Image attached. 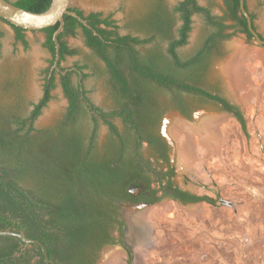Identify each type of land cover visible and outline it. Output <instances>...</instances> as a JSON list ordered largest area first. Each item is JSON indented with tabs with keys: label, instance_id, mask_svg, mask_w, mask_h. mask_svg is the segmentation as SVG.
Listing matches in <instances>:
<instances>
[{
	"label": "trees",
	"instance_id": "1",
	"mask_svg": "<svg viewBox=\"0 0 264 264\" xmlns=\"http://www.w3.org/2000/svg\"><path fill=\"white\" fill-rule=\"evenodd\" d=\"M13 3L30 11L42 12L51 0H16ZM223 3L225 13L217 16L201 6L198 0L179 1L174 8L181 20L176 35L173 33V14L162 5H154L136 23L138 29L145 32V37L120 35L110 15L101 12L85 14L70 4L69 10L85 19L91 28L70 14L63 15L64 27L58 35L61 71L67 67H61L60 62L77 53L65 38L75 36L81 29L85 44L106 65L107 83L113 95L115 98L121 96V101L123 98L128 100L121 112L100 113L102 123L110 128L101 148L97 145L98 117L94 119V125L91 123L88 133L84 124L92 109L99 110L89 102L85 88L81 91L87 74L78 73L79 76L74 70L64 74L56 69L51 71L55 58L53 33L59 24L40 30L45 34L43 45L51 55L49 66L44 70L41 98L32 103L27 116L0 107V230L21 232L28 238L41 241L50 264H94L103 245L112 242L106 221L111 200L117 198L123 180L134 176L129 173L126 160L119 159L118 163L116 159L121 147L124 150L123 147L129 144V136L121 137L117 126L108 117L121 115L136 131L138 146L147 141L149 147L164 156L163 143L155 133L161 116L160 104L154 96L158 89L167 90L173 105L186 114L187 106L181 91L221 103L224 110L233 112L247 133L246 119L238 106L188 83L204 73L214 51L235 32L245 34L248 40L253 39L240 11L239 0H223ZM245 7L248 9L246 0ZM194 14H201L210 29L193 53L181 57L178 48L187 43ZM250 15L254 20L255 14L250 12ZM9 25L15 31L16 40L27 45V30ZM232 28L235 32L227 31ZM164 41L167 42L165 51L161 46ZM146 44H152L146 51L137 48ZM73 66L80 71L85 67L77 63ZM73 74L77 76L76 82H73ZM56 75L68 101L65 114L55 126L36 129L34 120L51 98ZM129 103L139 104L135 116L138 121L131 117V111L126 107ZM169 189L171 185L166 184L163 196L193 202L208 200L179 189L173 192ZM24 245L18 237L0 235V264H45L39 245L32 243L23 248ZM128 263L131 264L132 260Z\"/></svg>",
	"mask_w": 264,
	"mask_h": 264
},
{
	"label": "rangeland",
	"instance_id": "2",
	"mask_svg": "<svg viewBox=\"0 0 264 264\" xmlns=\"http://www.w3.org/2000/svg\"><path fill=\"white\" fill-rule=\"evenodd\" d=\"M179 1L71 0V5L85 14L110 15L120 34L145 37L136 23L154 5H162L173 14V33L177 34L181 20L174 8ZM246 1L248 10L255 14L254 25L264 37V0ZM198 3L214 15L225 13L223 0H198ZM209 29L204 17L194 14L187 43L178 48L179 55L186 57L193 53ZM227 31L235 32V29ZM0 32V107L27 116L32 103L42 96L44 70L51 58L43 45L45 34L40 30L25 31L27 45H24L16 40L14 29L1 19ZM65 41L77 53L66 56L60 66L84 65L86 95L96 105L112 108L114 95L107 83L105 63L85 44L81 29ZM151 46L137 48L146 51ZM161 46L165 51L167 42H161ZM235 57H239V70L248 78L244 83H236L223 69ZM202 74L200 85L240 105L247 133L217 106L191 96L188 101L194 108L193 121L178 120L181 116L170 109L169 92L163 89L154 92L162 115L158 129L173 147L175 180L194 193L207 194L215 203L181 204L164 198L143 206L138 213V225L145 237L133 246L131 264H264V45L235 32L221 42ZM72 79L76 82V74ZM55 84L50 100L34 120L36 129L51 128L63 119L68 101L58 75ZM113 121L118 128L123 127L120 120ZM84 124L88 133L91 120L86 119ZM107 137V126L99 122V148ZM142 154L150 157V149L145 145ZM94 264L128 263L126 254L112 246L102 248Z\"/></svg>",
	"mask_w": 264,
	"mask_h": 264
},
{
	"label": "flooded vegetation",
	"instance_id": "3",
	"mask_svg": "<svg viewBox=\"0 0 264 264\" xmlns=\"http://www.w3.org/2000/svg\"><path fill=\"white\" fill-rule=\"evenodd\" d=\"M9 1L14 2L16 0H9ZM72 67H75V66H72ZM82 72L84 71L81 70V73ZM75 73L78 74L77 71H75ZM202 75L203 74H201L196 79L189 80L188 83H190L191 85H195L197 87L203 88L213 94H217L225 98L230 105L238 106L240 111L243 114V111L238 103L232 101L231 99L227 98L226 96L222 95L219 92L210 90L200 85L199 80ZM83 89L84 87L81 86V91ZM181 96H182L184 103L187 106V112H188L187 114L183 113L180 109L175 107V105H173L172 102H170V109L172 108L176 110L182 118L181 119L178 117L177 118L178 120L183 121V118H184L189 123L193 121L194 108L191 106V104L188 101L189 97L191 96L190 98H198L199 100H202L203 102L204 101L210 102L211 104L217 106L220 111L225 112L226 114L231 116V118H234L237 121V119L233 115V112L224 110L221 103L215 102L213 100L204 98L200 95H197V94H194L188 91H181ZM88 100L89 102L92 103L93 106L99 108V110L97 111L94 109L91 110L89 119L91 120V123L93 125L95 124L93 122L96 117H98L97 119H98V122H100V124H104L102 123L103 118L99 117L100 113L102 112L110 113L112 111L121 112V109H123L126 103H128L126 102L128 101L127 99L123 98L121 101V96L120 97L118 96L117 98H115L114 96L113 107L110 109H105L101 106L96 105L90 99ZM171 100L172 98L170 97V101ZM138 105L129 103L128 106H126L131 111V117L134 118V120H135L136 113L138 112V108H139ZM108 119L111 120L113 123H114L113 120L115 119L120 120L123 127L122 128L117 127V129L119 133L121 134V137L125 135L129 136V144L123 147L124 150H122V147H121L120 155H118L116 159L118 163H120L119 159L121 161L126 160V162H128L130 166L129 173L131 174L134 173V176L132 178L129 177L123 180L124 182L121 183L123 184V186H121V189H119V194L117 195V198H114L111 200V205L109 206L110 209L107 212L108 216H106V221H107V226H108L107 230L110 236L109 238L112 242L111 244L103 245L102 248L112 247V246L119 247L126 254L127 263H128L129 260H133V246L139 240H142L145 237V232H143V230L139 226L140 224L138 225L140 221L138 213L141 211L143 206L156 204L157 202H159L161 199H164V198H167L173 202H179L181 204L197 203L193 201H186L179 197L175 198L170 195L163 196V189L166 184L171 185V189H169L170 192H173L174 189H179L181 191L187 192L189 195L202 196V197L208 198V200H201L198 202L214 204L215 200L212 197L208 196L207 194L194 193L182 187L175 180V175H176L175 164H174L175 162L172 159L173 147L170 144V141L158 129V124L160 125L162 122V115L160 116L159 122L155 128V133H157V135L160 137L163 143L164 156L159 155L156 150H154L152 147H149V144L147 141H142L141 145L138 146L135 143L137 140L136 131L134 130V128L131 127L130 124H127L124 121V119L121 118V115L108 117ZM135 121H138V119L136 118ZM104 125L107 126L108 136H109L110 128L107 124H104ZM143 145H145L147 148L150 149V157L146 158L145 156H143L142 154ZM122 163L123 162H121V165ZM111 166L115 167V164L111 163ZM216 196L219 200H221V197L218 196L217 193H216ZM157 198H160V199H157ZM127 206H131V207L133 206V208L128 209Z\"/></svg>",
	"mask_w": 264,
	"mask_h": 264
},
{
	"label": "water",
	"instance_id": "4",
	"mask_svg": "<svg viewBox=\"0 0 264 264\" xmlns=\"http://www.w3.org/2000/svg\"><path fill=\"white\" fill-rule=\"evenodd\" d=\"M70 4L71 0H51V3L46 10L42 12H34L21 8L9 0H0V19L4 20L8 24L18 26L25 30H41L43 28L58 23L59 26L53 33V41L55 43V58L50 70L52 71L56 69L57 71H60L63 74L68 70H74L81 74V71L76 67H70L64 71H61L58 64V35L64 27L63 15L70 14L76 17L83 25L87 26L88 28H91L87 24L85 19L79 16L75 11L69 10ZM239 8L242 15L246 18L247 26L250 33L253 35V39H255L256 43L264 45V37L255 28L254 20L251 18L250 11L245 7V0H239ZM93 32L94 34L99 35L95 30H93ZM0 235L18 237L25 244L23 248L29 246L32 243L39 245L44 255L45 264H50V259L47 255L46 248L41 241L34 238H28L23 233L12 230H0Z\"/></svg>",
	"mask_w": 264,
	"mask_h": 264
},
{
	"label": "bare ground",
	"instance_id": "5",
	"mask_svg": "<svg viewBox=\"0 0 264 264\" xmlns=\"http://www.w3.org/2000/svg\"><path fill=\"white\" fill-rule=\"evenodd\" d=\"M244 53V52H243ZM238 54H240V53H238ZM244 55H245V53H244ZM243 55V56H244ZM240 56V55H239ZM238 59H239V57L238 58H233L231 61H229L228 62V64L226 65V67H224L223 69H225V71H227V72H229L230 74H231V76H232V78L233 79H235V82L236 83H240L241 81H242V83H244V82H246V80L248 79L245 75H244V73L243 72H241L240 70H239V61H238ZM240 72V73H239ZM240 81V82H239ZM248 82V81H247ZM210 118V117H209ZM175 121V120H174ZM173 121V122H174ZM205 121H209V120H205ZM204 123V122H203ZM177 126H179V124L177 125ZM180 126H182V125H180ZM201 126H203L202 124H201ZM209 127V126H208ZM177 128V127H176ZM175 128V129H176ZM184 127H181V129H183ZM178 129V128H177ZM176 129V130H177ZM185 129V128H184ZM203 130V129H202ZM188 131V130H187ZM174 132V131H173ZM170 133H172V132H170ZM174 133H176V132H174ZM209 134H211V133H209ZM210 137V136H209Z\"/></svg>",
	"mask_w": 264,
	"mask_h": 264
}]
</instances>
